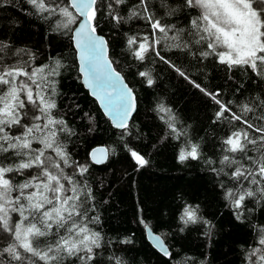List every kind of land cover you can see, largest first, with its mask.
Returning <instances> with one entry per match:
<instances>
[{
  "label": "trees",
  "instance_id": "trees-1",
  "mask_svg": "<svg viewBox=\"0 0 264 264\" xmlns=\"http://www.w3.org/2000/svg\"><path fill=\"white\" fill-rule=\"evenodd\" d=\"M55 2L64 6L68 0ZM111 2L98 0L97 7L101 10L97 12V29L107 37L110 57L132 85L138 100V109L124 131L110 125L80 80L72 38L78 20L74 11L70 9L75 22L65 28L62 26L65 18L58 13H38L26 0H0V43L3 45L0 63L26 66L28 71L41 65L45 67L48 80L54 81L47 89L51 95L52 87L55 88L56 108L52 114L69 125L68 131L57 132V142L68 154L70 164L77 162L87 166L83 175L77 173L73 179L84 188L82 201L90 190L85 207L89 209V217H98L97 221L88 223V227L100 234L101 246L94 249V258L88 264H116L117 259L120 264H242L244 250L256 244L258 229L264 225V199H259V194L247 197L242 207L244 223L234 217L230 201H225L223 192L237 187L230 178L236 165L222 166L220 160L228 154L241 158L240 162L245 165L250 162L244 158V153H225L223 140L230 132L246 129L249 139L257 141L245 149L247 155L253 157L264 152V141L259 139L261 133L248 129L242 121L229 123V112L224 113L228 119H217L220 106L206 93L218 92L217 99L233 113L255 126L264 127V119H261L264 105L260 104L264 101V78L247 66L229 69L219 63L215 55L202 57L200 51L206 50L205 42L195 44L189 34L192 31L190 20L198 16V11L184 7L183 0H149V12L154 19H159L162 25L174 26L166 34L153 32L142 14L130 17L139 0L113 5L124 18L116 24L108 15L107 4ZM130 36L137 37L133 49L145 36L150 44L161 39L155 45L159 56L150 48L143 61L136 59L128 47ZM173 37L177 39L174 41ZM175 43H188V47L178 48ZM57 62L59 74L48 75ZM31 64L32 69L28 67ZM140 72H147L153 83L149 85L147 77L139 76ZM19 79L27 80L26 77ZM161 105L170 111H160ZM244 105L252 111H244ZM169 123L174 124L176 132ZM16 131L14 127L13 134ZM103 143L111 147V155L103 164L94 163L89 153L95 145ZM192 144L199 146V158L177 161L178 150ZM33 148H43V145L34 142ZM131 151L142 155L147 164L139 165ZM45 155L59 160L52 149L45 150ZM61 166L72 174V167L62 162ZM221 167L224 172L213 171ZM23 179L16 176L14 182ZM244 187H249L247 181ZM251 187L255 190L257 185ZM186 203L196 209L199 222L183 224L179 221ZM19 219L17 213H11L10 223ZM203 219L208 223L200 222ZM143 224L165 235L171 244L172 260L151 247ZM60 231L63 233V229ZM6 235L0 232V245L11 242V237L4 239ZM53 239L54 236L39 238V247L43 249L44 241ZM36 243L34 240V247ZM20 251L30 255L23 253V249ZM176 256L179 262L173 260ZM32 259L36 264H45L38 258ZM63 264L81 262L74 256H66Z\"/></svg>",
  "mask_w": 264,
  "mask_h": 264
},
{
  "label": "snow or ice",
  "instance_id": "snow-or-ice-1",
  "mask_svg": "<svg viewBox=\"0 0 264 264\" xmlns=\"http://www.w3.org/2000/svg\"><path fill=\"white\" fill-rule=\"evenodd\" d=\"M26 2L38 13L49 15L58 13L63 16L65 21L62 26L65 28L75 22L70 9H75L85 17L75 31L85 83L92 89V94L96 95L104 107L113 114L116 126L125 128L134 110L135 97L132 95V89L123 84L120 73L111 66L113 62L107 59V41L96 35V28L99 25L97 12L101 10L97 7L98 0H68L64 6L55 0ZM126 2L127 0H112L107 4L108 15L116 24H120L124 18L113 5ZM183 6L201 10L198 16L190 20L192 31L189 34L195 44L205 42L206 50L200 51L202 57L215 55L218 62L226 64L229 69L233 66H247L255 75L264 78V0H183ZM141 14L149 21L153 32L158 30L166 34V31L174 27L162 25L159 19H154L153 14L149 12V0H139V3L133 6L130 17ZM176 39L177 37H173L174 41ZM136 44L137 37L130 36L128 47L136 59L143 61L150 48L159 56L155 48L159 40H153L150 44L148 37L145 36L142 42L138 43V47L133 49L132 46ZM174 46L187 48L188 43H175ZM2 48L3 45L0 43V50ZM218 48L223 50L217 51ZM59 67L57 62L54 68L49 69L48 75H58ZM180 74L184 75L183 72ZM139 75L147 77L149 85L153 83L147 72H140ZM20 77H26L27 80H21ZM53 84L54 81H49L45 75L44 66L28 71L26 66L0 63V86H3L0 88V232L7 234L5 240L11 237V242L0 248V256L7 254L18 264H36L33 257L44 261L45 264H63L66 256H74L81 264H88L94 258V249L101 246L100 234L88 227V223L98 220V217H89V209L85 207L91 192L89 190L82 201L84 188L73 179L77 173L83 175L87 171V166L77 164L72 174L66 173L61 166L62 162L63 165L72 167L68 154L56 139L58 131L68 129L62 118L57 119L52 114V110L56 108V101L53 98L55 88L52 87L51 95L47 89ZM206 94L220 106L216 114L217 119L224 117L225 112H229L231 115L229 123L232 120L242 121L248 129L261 133L259 139L264 141V127L255 126L233 113L231 108L217 99L218 92ZM260 104L264 105V101H260ZM243 110L251 112L252 108L244 105ZM160 111L170 110L161 105ZM261 119H264V116ZM14 127L17 130L15 134ZM169 127L176 132L174 124L169 123ZM34 142L43 145V148H33ZM256 143V139H249L246 129L233 131L223 140V144L226 145L225 153H244V158L250 162L245 165L240 162L241 158L228 154L223 155L220 160L222 166L231 168L236 165L231 171L230 178L237 187L226 188L224 198L237 210L244 206L246 197H256L259 194L258 198L264 199V186H261V181H264V152L258 157L248 156L245 152L248 144ZM47 149H52L59 160L46 156ZM106 152L107 150L103 148L94 150L93 160L97 163L102 162ZM131 155L141 166L148 162L136 151H131ZM199 155L198 145L192 144L190 151L181 149L178 159L180 161L188 158L198 159ZM97 156L100 159H97ZM213 171L219 174L224 172V167ZM16 176H23L24 179L14 182ZM245 181L249 185L247 188L244 187ZM251 185H257L256 189L253 190ZM11 213H17L20 219L10 223ZM241 215L242 213L237 211V219H240ZM180 218L185 224L196 223L198 219L196 209L191 205L186 206ZM24 221H27L26 225ZM258 231L256 246L246 254L248 264H264V225L260 226ZM48 236H54L55 239L45 240V247L41 249L39 238ZM154 239L165 255H171L160 236H154ZM34 240L37 242L35 247ZM20 249L30 255L22 254ZM116 264H120L118 259Z\"/></svg>",
  "mask_w": 264,
  "mask_h": 264
},
{
  "label": "bare ground",
  "instance_id": "bare-ground-1",
  "mask_svg": "<svg viewBox=\"0 0 264 264\" xmlns=\"http://www.w3.org/2000/svg\"><path fill=\"white\" fill-rule=\"evenodd\" d=\"M73 11H74V13L77 15V13H76V11H75V9H72ZM197 11H198V15L200 14V9H197ZM77 17H78V20H77V23L79 22V16L77 15ZM76 23V24H77ZM75 28V27H74ZM74 30V29H73ZM72 30V38H73V31ZM96 33L99 35V36H101V37H103L106 41H107V45H108V47H109V57H110V45H109V41H108V39H107V37L104 35V34H102L97 28H96ZM162 38V37H161ZM158 40H159V43L161 42L160 40L161 39H159L158 38ZM158 45V44H157ZM223 49H220V48H218L217 49V51H222ZM210 51V50H209ZM76 57H77V53H76ZM111 58V57H110ZM218 59V58H217ZM111 61L113 62V60L111 59ZM113 65H114V63H113ZM31 66V69H32V67L34 66L33 64H31V65H29L28 67H30ZM42 66V65H41ZM114 67H115V65H114ZM45 68V67H44ZM116 68V67H115ZM27 69V68H26ZM116 70H117V68H116ZM180 70V69H179ZM121 75H122V77L124 78L125 76H124V74L121 72V71H119V70H117ZM179 72H181V70L179 71ZM139 76H141V75H139ZM80 80H81V77H80ZM127 80V79H126ZM81 82H82V80H81ZM128 82V81H127ZM128 84L132 87V85L128 82ZM133 88V87H132ZM88 94H89V96L96 102V104H97V106H98V108L100 109V111L102 112V114L107 118V119H109L106 115H105V113H104V111H103V109L99 106V104H98V102H97V100L88 92ZM54 117H55V115H53ZM59 119V118H58ZM133 120V119H132ZM65 121V120H64ZM109 121H110V119H109ZM132 122V121H131ZM130 122V123H131ZM110 125L114 128V129H116V130H122V131H124V130H126V129H128L127 127L130 125H128L127 127H125V128H119V127H117L115 124H113V123H111V121H110ZM65 126H66V128H68L69 127V125H67V122L65 121ZM58 128H60V127H62V126H57ZM231 133V132H230ZM230 133H228L227 134V136H226V138L228 137V135L230 134ZM197 145V144H196ZM226 146V145H225ZM98 147H103V148H105L106 150H107V152H108V159H109V157H110V155H111V147L110 146H108V145H106L105 143H103V144H97V145H95V147H93L92 149H91V151H90V153H89V156H90V159H91V161H93L94 163H97V162H95V160H93V158H92V152H93V149H95V148H98ZM184 149L185 151H190V145H188V146H182L179 150H178V152H177V161H179V162H185V161H187L188 159H186V160H184V161H180L179 159H178V155H179V153H180V151H181V149ZM198 151H199V153H200V148H199V146H198ZM108 161V160H107ZM71 162L69 161V164H70ZM78 163L77 162H74V163H72L71 165H72V168H75L76 167V165H77ZM98 164V163H97ZM211 167V166H210ZM224 197H225V190H224ZM247 198V197H246ZM246 200V199H245ZM225 201H226V199H225ZM186 206H188V203H186L185 204V206H184V208L186 207ZM230 206H231V203H230ZM232 207V206H231ZM184 208H183V210H184ZM232 210H233V215H234V217H236V213H237V211H239V212H241L242 213V215H241V217H240V219H237V217H236V219L238 220V221H240V222H242V223H244V221H245V216L243 215V209L241 208V209H239V210H237V209H234L233 207H232ZM182 213H183V211L181 212V215H182ZM181 215L179 216V221L180 222H182L183 224H185L182 220H181ZM197 217H198V214H197ZM199 220V217H198V219H197V221ZM205 219H203V220H201L200 222H203V223H205ZM199 222V221H198ZM197 223V222H196ZM188 224H194V223H191V222H189ZM143 229H144V233H145V237H146V240L148 241V243L151 245V247L156 251V252H158L160 255H162L163 257H165L166 259H171L172 260V255H173V252H172V249H171V244H169L168 243V241H167V239H166V237H165V235H163L160 231H156L151 225H149V224H143ZM150 229V230H149ZM160 236L161 237V239H162V241H163V244L167 247V250H168V252L171 254V255H165L164 254V252L163 251H161L160 250V247L157 245V242H156V240L154 239V236ZM256 241L258 240V238H259V234L256 236ZM7 246V244H2V245H0V248H3V247H6ZM256 246V244H254V245H252V246H250L247 250H244V252H243V262H242V264H248V261L246 260V254L250 251V249L252 248V247H255ZM7 256V257H6ZM33 258H36V257H33ZM182 259V258H181ZM253 259H255V257H253ZM173 260L176 262V261H178L179 262V257H174L173 258ZM35 261V260H34ZM0 264H18V262L17 261H14V260H12L11 259V257H9L7 254H4L3 256H0Z\"/></svg>",
  "mask_w": 264,
  "mask_h": 264
},
{
  "label": "water",
  "instance_id": "water-1",
  "mask_svg": "<svg viewBox=\"0 0 264 264\" xmlns=\"http://www.w3.org/2000/svg\"><path fill=\"white\" fill-rule=\"evenodd\" d=\"M76 13L79 16V22L76 24V26H75V28L73 30L74 31L73 32V43H74V47H75V50H76V53H77L78 70H79V73L81 75L82 84H83L84 88L97 100L99 106L103 109L105 115L110 119L111 123L116 125V121H115V119L113 117V114L111 112H109L108 109H106L104 107L103 103L97 98L96 95L92 94V89H90L85 83V76H84V73L81 71V62H80V57H79V48L76 46V40H75V31L78 30L79 25L83 22L85 17L81 16L77 11H76ZM96 35L99 36L97 33H96ZM106 56H107V59L111 61V58L109 57V47H108V45H106ZM111 66L116 70V68L114 67L113 63H112ZM123 84H126L128 86V88L132 89V95L135 97L134 110L131 112V114H130L128 120H127V126H128L130 124V122L132 121V119H133V117H134V115H135V113H136V111L138 109V100H137V95H136L134 89L128 84V82H127L125 77L123 78ZM101 148H103V147L95 148V149H93V152H94V150L101 149ZM103 149H105V148H103ZM97 159H100V157L97 156ZM107 160H108V152H106L104 158L102 159V162H99L98 164H103V163L107 162Z\"/></svg>",
  "mask_w": 264,
  "mask_h": 264
},
{
  "label": "rangeland",
  "instance_id": "rangeland-1",
  "mask_svg": "<svg viewBox=\"0 0 264 264\" xmlns=\"http://www.w3.org/2000/svg\"><path fill=\"white\" fill-rule=\"evenodd\" d=\"M256 5L254 4L253 7H255Z\"/></svg>",
  "mask_w": 264,
  "mask_h": 264
}]
</instances>
